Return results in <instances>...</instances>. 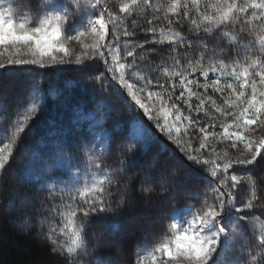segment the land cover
<instances>
[{
	"label": "trees",
	"instance_id": "16d2710c",
	"mask_svg": "<svg viewBox=\"0 0 264 264\" xmlns=\"http://www.w3.org/2000/svg\"><path fill=\"white\" fill-rule=\"evenodd\" d=\"M171 2L150 0V8L145 9L141 5L135 9L120 29H115L109 22L110 45L119 46L116 59L129 62L131 58H123L127 50L133 49L139 57H146L137 61L135 75L126 78L137 83L140 98L153 109V119L145 116L143 109L133 106L130 97L124 99L126 89L121 95L116 79L105 70L108 65L115 67L116 64L85 60L81 65L75 64L78 57L82 59L90 54L91 44L87 41L70 45L75 54L66 67L7 66L0 70V143L7 145L5 156L8 157L5 169L0 170V264H75L63 250L58 237L65 239L68 235L60 231L64 228L68 211L64 206L71 202L70 197L76 196L77 203L82 204L83 201L74 190L64 187L69 177L68 170L54 166V160L60 158L57 149L62 148L71 159L72 171L79 169L81 172V180L76 187H84V179L89 178L84 175V169L89 156L93 155L90 152L93 141L87 127L76 123L75 117L78 111L92 110L97 101L103 100L108 106L106 126L111 131V139L103 158L106 166L111 165L112 191L122 206L115 212L94 215L83 223L77 219V225L84 229L82 236H86V254L84 249L79 250L80 259L85 264L96 260L107 264H156L158 249L174 238L172 211L187 204H193L199 211L205 197L210 194L212 165L189 161L183 150L160 131L156 126L157 119L161 124L165 122L164 112L158 111L161 105L168 110V123L175 127L173 122H176L182 132H185L188 121H176L177 112L172 109V104H176L179 114L199 121L195 130L185 132L184 140L190 147L199 148L202 142L208 146L203 153L190 151L189 154L211 161L224 159L225 153L233 159L241 158L245 153L243 145L238 150L232 149L231 140L221 139L222 124L229 125V131L236 129L233 116L221 115L216 109L233 113H238L239 109L230 106L231 100L235 99L230 90L218 93L212 87H206L219 75L209 74L206 79L200 75L198 65L195 71L189 66L182 47L174 50L168 41L159 42L162 38L159 30L163 27L167 31V20L163 19L164 12L156 9L161 6L167 8ZM12 7L25 14L32 26L38 25L44 16L41 0H12ZM109 11L118 12V7H109ZM157 17L160 19L151 25L157 29L154 35L146 31L150 27L147 21ZM76 19L72 14L63 29L72 28ZM171 19L175 20V17ZM240 28L241 22L237 21L235 26L229 23L214 30L215 35L202 34L205 39L195 41L188 58L198 59L205 51V43L209 55L223 49L222 58L226 63L242 62L250 55H259L258 45L253 44L251 49L248 47L255 34L248 36L246 32L241 33ZM190 29L195 30L189 21L172 26L173 31H181L182 35H189ZM124 31L135 34L124 36ZM225 31L228 36L223 35ZM234 35L236 39L231 38ZM136 43L144 47L136 48ZM177 52L181 63L172 68L170 57ZM157 68L160 71H156ZM165 68L172 71L183 69L187 78L195 81L190 87L198 95L190 96L184 91L185 86L181 85L179 76L163 75ZM148 79L153 81L151 85H146ZM255 79L259 80L258 77ZM221 82L234 81L232 77H224ZM37 87L44 89V96L40 97L35 92ZM141 87H144L143 92H139ZM258 88L264 89V86L258 84ZM149 91L153 94L154 104L147 100ZM181 91H184V96L177 100ZM247 91L250 93V89ZM202 100L204 106L197 112L196 106ZM135 117L148 127L152 137L150 141L138 143L130 138V123ZM20 125L23 126L22 132L17 131ZM200 126L216 133V136H209L205 141L204 134L199 131ZM236 171L246 179L264 181V159L258 158L254 166L237 168ZM41 179H48V182L41 184ZM252 191L251 184L241 185L237 194L238 207L251 198ZM257 195L264 197V188L259 183ZM260 205H264V199L256 208L238 214L245 217L241 222L243 227L228 241L223 264H239L241 251H248L259 242V237L246 220L264 222V208ZM236 223L226 224L231 230L232 224Z\"/></svg>",
	"mask_w": 264,
	"mask_h": 264
},
{
	"label": "snow or ice",
	"instance_id": "6c2138e0",
	"mask_svg": "<svg viewBox=\"0 0 264 264\" xmlns=\"http://www.w3.org/2000/svg\"><path fill=\"white\" fill-rule=\"evenodd\" d=\"M77 10L92 8L93 14L100 5V0L92 3L91 0H67L64 4H57L56 0H41V6L45 9L44 16L38 26H29V22L15 23L13 18V10L11 8H4L0 10V46H12L17 52L21 47H27L31 52V59L16 58L8 59V65H36L39 68H45L53 64H63L64 59H57L53 53L59 52L67 55L68 49L60 41L62 29L71 19L72 7ZM141 5L145 9L152 5L150 0H120L118 12L109 11L107 6L100 12L95 21L88 19L85 31H79L75 36H68V40L80 41L82 36L90 33L93 36H98L96 44L91 46V53L87 54L86 58L92 60L95 58L106 59L105 49H111V45L105 39L106 20L110 22L115 29H120L124 21ZM116 5L113 4L112 7ZM164 12L163 19L167 20V31L165 28H160L161 40L160 43L168 41L173 45L174 50L178 48L184 49V58L188 59L190 67L198 65L201 69L200 75L206 79L209 74H218L219 78L212 79L210 85L216 92L223 93L225 89L230 90L231 96L235 97L231 100L230 106L238 108V113L222 111L217 108L216 111L224 116H233V126L235 131H229V125L222 124L224 131L221 134L222 140H231V148L238 150L240 145H243L244 152L247 154L243 158H229L227 153L224 154V159H207L201 160L197 155L189 154V152H201L208 146L206 143H200L199 148L190 147L188 142L184 140L185 132L188 130H195L199 121L195 117L184 116L179 114L176 104H172V109L177 112L176 121H188L185 132L181 131L179 124L173 122V125L168 123V110L161 105L158 111L164 112L163 124L159 119L156 121V126L161 132L167 135V138L179 146L189 161L198 165H212L210 176L212 177V187L210 194L205 197L203 206L198 213L189 222V226L180 230L179 226L173 224L174 239L170 244L162 245V250L165 257L172 260H180L182 264H216V258L221 251L226 247L227 242L235 236L236 232L242 227L245 217L238 215L245 210H252L260 204L264 197L257 195V185L259 183L261 188H264V181H257L253 179H246L245 175L238 173L237 168H248L254 166L258 158L264 159V136L260 139L254 140L246 136L243 130L252 129L257 124H264L261 121V115H264V89L258 88V84L264 86V0H172L167 8L161 6L156 9ZM175 17V20L171 17ZM159 17L147 21L149 28L146 31L153 33L157 32L156 27H151ZM189 21L194 26V32L190 29L189 35H182L181 31H173V25H183ZM237 21L241 22L240 32H246L248 36H254V40L249 41L248 47L251 49L252 45H258L259 55H250L242 62L234 60L226 63L223 56V49L219 53H207V44H204L205 51L201 53L198 59H189L188 52L193 48L195 41H203L205 36L202 34H213L214 30H219L229 23L234 26ZM134 32L124 31L122 35L132 36ZM228 36V32L223 33ZM239 35V34H236ZM236 35L232 39H236ZM195 37V40L193 39ZM243 39V37H241ZM20 46V47H18ZM136 48H143V44L136 43ZM257 51V49H252ZM180 53L170 57L172 60V68L181 63L178 58ZM239 55V53H237ZM131 60L127 63L120 62L116 59V66H107V71L111 72L113 78L116 79L121 95L123 90H127V96L134 102L133 106H138L143 109V114L153 119L151 112L152 108L148 107L140 98L137 91V83L129 82L126 76L135 75L137 61L139 59H146V57H139L135 50H127L126 56L123 58ZM47 59V63H46ZM207 61V63H205ZM84 63L79 57L75 60V64L81 65ZM6 65L0 63V70H5ZM156 71H160L159 68ZM165 76H179L181 85H184V91H187L190 96H197L198 94L191 89V85L195 83L194 80L188 79L185 71L180 69L172 71L165 68L163 71ZM232 77L234 82H224L222 84L221 78ZM256 77L259 80L255 79ZM153 81L148 79L146 85H151ZM101 88L104 87L103 82H100ZM175 88V85H173ZM250 89V93H248ZM144 87L139 89L143 92ZM184 91H181L180 96L176 97L180 100L184 96ZM152 92H148L147 100L155 103L152 99ZM214 103V102H213ZM229 103V101H225ZM204 106V101L196 106V111L199 112ZM191 105L189 108L191 109ZM29 119L31 117H28ZM17 131H23V126L17 127ZM199 131L204 134L205 141L209 136H216V133L207 131L203 126L199 127ZM175 133V134H174ZM108 133H105L107 136ZM59 159L54 160V166L67 168L69 177L64 183V187L69 191L74 190L78 193L79 198L83 203H77V197L71 196V202L65 205L68 209L65 219L67 225L71 227L72 239L71 246L66 249L69 256L77 254V250L86 249V236H82L84 229L77 225L76 221L79 218L81 223L84 220L97 214H106L115 212L122 206V202L118 203L112 191L113 181L110 177V167L106 166L104 161L103 151L97 153L96 145L94 144L90 149L93 155L89 156L87 165L84 169V175L89 177L91 183L85 182L84 187L77 188L76 185L80 183L81 172L77 169L72 171V164L70 157L66 156L63 149H57ZM215 151V149H213ZM8 164V157L0 154V170H4ZM119 183V182H117ZM252 185V195L250 199L242 202V207L237 206V194L240 191L241 185ZM264 208V205H260ZM58 211V210H57ZM232 218L237 223L232 224L229 230L226 220ZM254 223L252 221L249 222ZM239 225V227H238ZM174 246V247H173ZM259 251H256V250ZM255 252V254H254ZM67 264V262H66ZM155 264V262H154ZM239 264H264V232L259 235V242L248 251H241Z\"/></svg>",
	"mask_w": 264,
	"mask_h": 264
},
{
	"label": "rangeland",
	"instance_id": "374dc122",
	"mask_svg": "<svg viewBox=\"0 0 264 264\" xmlns=\"http://www.w3.org/2000/svg\"><path fill=\"white\" fill-rule=\"evenodd\" d=\"M92 3H95L96 0H91ZM119 2L120 0H100V6L101 8H97L95 10V14H93V9L92 8H87V9H80L77 10L74 7H72V14L77 18L75 20V23L72 28L69 30H64L62 29V35L60 37V41L63 43V45L68 49L67 55L64 53H53L57 57V59H64L66 62L63 64H53L48 67H66L72 60L74 56V52L72 51V46L73 43L77 42H83L87 41L90 42L91 46L96 44V41L98 39V36H93L92 34L88 33L85 36H82L80 38V41H72L68 40V36H75L77 32L79 31H85V28L87 26V20L91 19L95 21L100 14L101 11L105 9L107 6L108 10L109 7H112L113 4H115V7H119ZM57 4H64L65 1L62 0H56ZM4 8H11L13 10V18L15 23H20V22H29L30 25V19L25 15L19 12L17 7H12V0H0V10H3ZM71 14V16H72ZM70 22V21H69ZM109 22L106 20V26H105V39L106 41L110 44L108 37L111 36V31L109 27ZM38 26V25H36ZM64 32V33H63ZM20 47V46H18ZM119 49V46H112L111 49H105L106 51V59H98L95 58L92 60H88L86 57H83L81 60L89 61V62H98L100 63L101 61H111L114 64H116V52ZM90 54H92L90 52ZM16 59V58H24V59H31L32 54L31 52L27 49V47H21V50L19 52L16 51L12 46H0V63H4L6 66H22V67H36L39 68L36 65H8V59ZM47 63V59H46ZM46 68V67H45ZM35 92L40 96L45 95V91L43 88L37 87L35 88ZM107 110L108 106L103 100L97 101L93 106L92 110L88 112H82L78 111L76 113L75 117V122L78 124H84L88 131L91 134L93 145H96V152L99 153L101 151L106 152L109 147L110 139H111V131L108 129L106 126V122L108 120V115H107ZM261 121H264V115H261L260 117ZM255 130L252 129H247L243 130L244 134L254 140L260 139L261 136H264V124H257L254 126ZM129 135L132 140L138 143H146L147 141L151 140V133L146 127V125L143 124L142 120L138 117H135L132 119L130 123V128H129ZM108 133L107 136H105V133ZM7 145H4L3 143H0V154L5 155ZM246 153L243 154L241 158H243ZM41 184H46L48 182V179H41L39 180ZM52 182V181H51ZM84 182L91 183L90 178L87 180L84 179ZM198 213L193 207V204H187L185 206L176 208L172 211L171 213V219L173 221V224H176L179 226L180 230H183L184 228H187L189 226V222L193 220V217ZM232 218H229L228 220L225 221L227 222H233ZM247 224L249 225L250 229L259 237L261 232H264V222L261 220L257 219H247ZM250 221L254 223H249ZM236 222V221H235ZM60 231V230H59ZM61 234L67 233L68 241H65L64 238L58 237V242H62V248L66 252V249L71 246V239H72V233H71V227L67 225V220L64 219V228L63 230L60 231ZM174 239V238H173ZM171 245V242L169 243ZM228 242L226 247L221 251L220 255L216 258V264H223V257L224 254L226 253L228 249ZM174 247V246H173ZM67 253V252H66ZM68 254V253H67ZM80 251L77 250V254H73V256H69L70 260L75 263V264H85L84 262L81 261L80 259ZM157 258L158 261L156 264H182L180 260H172L167 257H165L164 252L161 249H158L157 253ZM92 264H107L106 262H103L101 260H96Z\"/></svg>",
	"mask_w": 264,
	"mask_h": 264
},
{
	"label": "water",
	"instance_id": "95a60500",
	"mask_svg": "<svg viewBox=\"0 0 264 264\" xmlns=\"http://www.w3.org/2000/svg\"><path fill=\"white\" fill-rule=\"evenodd\" d=\"M106 72H107V69L105 68Z\"/></svg>",
	"mask_w": 264,
	"mask_h": 264
}]
</instances>
